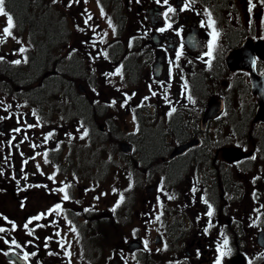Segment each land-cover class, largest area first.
<instances>
[{"label": "rangeland", "instance_id": "rangeland-1", "mask_svg": "<svg viewBox=\"0 0 264 264\" xmlns=\"http://www.w3.org/2000/svg\"><path fill=\"white\" fill-rule=\"evenodd\" d=\"M204 1L212 0H197L195 3L197 9L194 15L197 16L199 25L201 21H207V16L204 15L205 8L202 6ZM67 3L68 0H60L56 4H53L51 0H28L29 15L25 18L27 19L25 22L16 12L18 23L14 35L20 41L26 37L24 47L28 48L25 54L29 62L20 65L11 63L20 56L13 55L20 48V44L16 40L13 42L9 40L6 44L8 53L3 54L6 56L5 60L0 62V100H3L5 105L11 104L10 100L16 101L18 109L15 107L7 112L14 115V119L11 118L12 121L0 120V150L5 145L4 140L7 142V135L11 133L13 127L23 125V120H21V125H17L18 117L23 116L28 123H36L31 116L32 110L35 109L41 117L43 127L28 130L29 140L26 147L31 148L30 144L35 143L39 145L36 152L40 153L45 151L44 146L48 144L50 149H55L57 143L61 148L51 152L50 157L48 156L49 164L44 163L42 155L39 158L36 157L35 161L29 160L34 170L37 169L36 164H40L44 175L36 170L39 177L48 180L47 177L53 174L51 165L56 161L62 166L63 171L65 170L66 179L64 181L68 182L71 174L74 175L75 172L78 174L76 180L82 187L80 188L82 192L89 189V187H84V182L87 180L83 177L92 175L91 183L96 187H94L95 190L88 191L87 196L89 198L99 197L98 200L90 199L95 205H98L102 198H105L107 204L110 205L113 199H118L119 194L123 193L126 206L122 208L124 218L120 220L124 223L122 226H112V223H109L111 221H107L104 217L99 220V226L103 232L97 233L96 229L88 225V220L75 215L76 219L79 218L81 228V230L77 229L79 233L77 238L75 234L68 232V227L61 218L62 235L67 233V239L72 242V264H83L84 261L90 260H97L98 264H108L117 251H114L113 246L109 250L106 249L107 245L103 238H105L107 229L113 230L114 243H117L118 239H124L123 251L128 252L126 258L129 259V264H178L179 262L196 264L200 256H197L196 248L192 247L195 238L203 232V235L215 236L214 240H217L216 237H220L221 231L232 236V242L229 243L232 251L224 258L225 261L230 259V264H234L236 260L241 259L240 256H243L244 264H247L243 253L244 248H248L251 250L249 259H253L254 264L264 263V257L260 256L264 253V246L256 242L251 244L250 241L244 240L246 235L241 236L239 233L240 228L253 231L264 229V207H261L264 205V121L253 122L255 98L245 88L238 86L237 76L226 74L225 71L220 72L218 65L212 69L205 67L206 60L196 57V51H187V49H185L184 62L176 72L175 80L167 76L166 60L163 61L159 77H153L156 58L151 40L145 36L136 44L134 43L133 47L131 42V47H129L128 40L132 41V36L128 34V29L134 27L133 23L137 21L134 20L133 12L132 16L123 17L130 14L127 0H100V6L103 7L107 17L111 18L116 28L115 35L109 28L107 19L101 17L97 0H88L87 4L81 0L79 5L71 8L65 7ZM245 7L244 0H229L226 6L217 7L218 18L222 21V26L219 27L223 35L228 34L229 29L226 24L235 25L237 21V25L240 26L245 22ZM85 8L93 16L89 23L99 26L96 29L99 35H94L87 29L83 33L76 29L77 24L84 27L80 13ZM155 19L159 20L160 15ZM178 19H181V15ZM152 22L153 19L150 20L151 24ZM257 24L253 29L258 35L262 29L259 26L260 23ZM154 28L153 25L152 30ZM200 28L206 34L210 31L201 26ZM104 32L108 33L104 37L106 43H98L95 49L91 43L87 45L81 43L90 39L98 41ZM161 37L166 38V36ZM167 40L170 43L174 42L172 35L167 36ZM227 45L228 43L223 44L222 42L218 49L219 55H225L227 50L223 53V47ZM72 49L78 51L73 53L69 59L67 57ZM132 49L138 58V63L136 59V63L131 62L135 71L130 63H127L134 58ZM103 50H108L110 54L111 52L120 54L116 58L109 54L108 60L98 58L95 62L90 61L89 52L96 56L98 51ZM42 53L46 55L44 60L41 58ZM35 57L41 59L38 60L41 64L35 63ZM121 64L124 66L123 80L119 76L105 78L102 75ZM203 67L205 69H202ZM92 69L95 71L93 72ZM184 69L187 70L189 76L190 74L196 75L197 69L201 72L207 71L210 76H208L209 83L205 79L202 84H196V76H194L192 78L195 84L193 90L189 91L188 86L182 102V85L187 79L184 76ZM51 70L56 71L55 75L48 74L53 73ZM156 79L164 81L165 86L171 83L167 91L168 100L171 103L164 100V88L160 83H156ZM242 79L246 81L244 76ZM16 84L25 86L26 90L18 93L19 91L15 90ZM79 85H81L80 89ZM149 85H152V90L158 93L156 96H151ZM179 85L180 89H178ZM93 88L96 90L95 93L92 91ZM125 91L128 95L133 93L136 95L129 101L127 107L122 108L120 105L125 99ZM188 93H192L190 95L194 103L187 99ZM211 94L224 98L226 112L219 118L216 117V120L213 117L205 129L201 127V120ZM145 96H149L150 99L144 101L143 107H136ZM177 96L178 99H175ZM113 99L117 101L116 105L108 107V103ZM174 99L177 100L173 106L176 112L168 117L167 113L172 108L171 104L174 103L172 102ZM94 101H99V103H94ZM133 108H135L136 115L135 123ZM4 113L6 112L0 106V117H5ZM178 113L177 123L174 116ZM80 122H83L89 132L88 137L83 140L79 139L80 133L77 132ZM172 122L177 124L173 127ZM11 124L12 127L8 130ZM48 132H54V135L45 144L43 135ZM67 133H71L75 138L70 139ZM189 135L201 137L203 144L192 149L188 156H180L173 159V162L167 163L163 158L164 154L168 153L167 158L170 150L182 138ZM148 140L156 141L157 146L151 151L150 156H144L146 160L144 162H149L153 166L141 164L145 166L143 170L139 161L138 168L135 167L134 162L139 155L146 154L143 148ZM128 142H132L139 149L134 156L128 155L120 145L124 143L127 146ZM225 146L241 147L245 152L255 149L258 155L255 160L236 165L233 161L223 157L222 148ZM219 150L220 152L216 154ZM34 153L32 151L26 159L32 157ZM39 177H36L30 185L42 183ZM254 177L261 178L253 183ZM161 180H163V193L160 191ZM130 182L132 187L126 191L129 189ZM28 184L17 185L15 181L12 184L9 178L0 176V212L3 217L11 221L18 220L21 226L25 223L23 220L25 212L44 206L45 195L40 191L41 187H30L22 191L26 193L27 199L26 202L19 201L21 191L17 188L27 187ZM193 186L197 188L196 193L191 192ZM58 187L55 183L51 185L52 190ZM113 189H116V192H113ZM38 190L44 198L39 196ZM254 192L257 198L253 196ZM164 193L174 195L175 198L168 200ZM7 195L11 197L7 198ZM157 197L163 202L164 209L159 221L155 220V216L161 213ZM201 197L216 205L215 216L219 217L208 233L201 229V221L206 225L204 215L206 205ZM22 202L24 203L23 208L21 207ZM78 202L75 201L72 206L77 208L80 204V201ZM96 217L99 216L96 214ZM70 220L77 228L76 221L73 218ZM229 220L233 221L229 223ZM0 222L3 223L4 220ZM173 222L174 226L177 225L182 229L178 230L179 234L173 229ZM119 227L122 228L119 230ZM20 231L21 242L30 237L23 232L22 228ZM140 238L148 241L147 249L141 250ZM59 239V237H54L51 249L53 252H59L60 255H47L49 251L47 248L45 256L52 264H68V258L63 255L56 243ZM84 240L88 242V247L92 244L91 248L85 247ZM138 241L139 255L133 253L130 247ZM165 245H167L166 250ZM118 258L119 264H122V258L120 256ZM101 260L104 262L101 263Z\"/></svg>", "mask_w": 264, "mask_h": 264}, {"label": "flooded vegetation", "instance_id": "flooded-vegetation-1", "mask_svg": "<svg viewBox=\"0 0 264 264\" xmlns=\"http://www.w3.org/2000/svg\"><path fill=\"white\" fill-rule=\"evenodd\" d=\"M24 1H27V0H24ZM244 1L246 3V7H245L246 10H244V12H245V15H244L245 22L243 23L244 25L241 24L240 27L241 28L244 27V29H245V28L251 27V25H252L251 18L253 16L255 18H257V19L261 17V15L264 13V8H262L260 6H257L256 8H254L252 10L251 13H249V11H248V7H249L248 0H244ZM172 2H174V3H172ZM215 3H216V5L218 7H223V6H226L227 4H229V0H215ZM25 5L27 7V10L25 9L22 12V14L19 15V17H21L22 20H24V22L27 20L25 18L29 15L28 14V4H27V2L25 3ZM169 5L172 6V7H176L177 9L179 8V6H177L175 4V0H169ZM127 6L129 7L128 11L130 12V14L124 15L123 17H130V16H132L131 13L133 12L134 20L138 22V23L137 22L133 23L134 27H138V29H139V35H138V37L137 36L135 37V44L142 37H144V35L147 36L151 40V43H152V34H153L154 30H157L158 28L163 27L165 25V21H164V18L162 16V13L164 11H166L168 5H164L163 4V0H161L160 4H157L155 2V0H139V3L137 2V0H127ZM5 7H6V10L8 12H11V6L9 4L6 3ZM196 9H197V6L194 5V10H186V11H183V12L177 11L175 14H170L173 17L172 21H171V23L173 24V30H168V31H165L163 33L159 32L161 34V36H166V38L162 37V39L160 41V48L166 53L165 54L166 67H167L166 73H167L168 78L171 79V80H175L176 79V72L179 70L178 67L175 66V64H170V61H174L175 60V53H176V51L180 50V45L182 44L180 39L183 40V35L189 30V28L191 26H194V25H196L198 23V27L200 28L198 18H197V16L195 17V15H194V13L196 14ZM225 9H223V10H225ZM232 9L234 11L233 6H232ZM238 9L240 11L239 6H238ZM159 15H160V19L159 20L155 19V17L159 16ZM179 15H181V19L180 20L178 19ZM151 19H153L152 24L155 27L153 30H152L153 25L150 23ZM154 21H155V23H154ZM17 23L18 22L16 20L15 24L17 25ZM257 23L258 22L255 21V24H257ZM259 23H260V25L264 24V22H262V21L259 22ZM5 24H6V18L0 16V30L3 29ZM176 24H179V25L177 26V28H174V26ZM230 25H231V23H229L228 26H230ZM257 26H258V24H257ZM15 28L13 29L14 33H15ZM26 29H28V28L26 27ZM175 29H182V32L178 36V38H179L178 42L174 45V42L170 43L167 40V36H171L172 34H176ZM200 30H201V28H200ZM162 34H165V35H162ZM243 35H244V32H243V34L240 35V37H239V39L237 41L241 42L242 38L244 37ZM258 36H262V34H260ZM263 37H264V35H263ZM9 40H10V42H13L14 39L8 38L5 43L0 44V56L6 57L3 54L8 53L6 51V44H7V42ZM25 44H26V37H24L23 41H21L20 47L21 46H25ZM169 46H172V48H169ZM153 48H155V58H156L157 47H155L153 45ZM153 48H152V55H153ZM118 54H120V53H118ZM24 55L26 56V54H24ZM184 56H185V53L180 58V60L177 62L180 66L184 62V59H185ZM17 58L21 59L22 57L18 56ZM97 65H99V64H97ZM217 65L219 66V70L220 71L224 70V69H222V64L220 62H218ZM86 67H88V66H86ZM224 67H225V71H227L229 74L236 73V74L244 76V71L241 70V69H238L236 71H230V70H228V68H226L225 65H224ZM170 68H171V78H170V74H169V69ZM257 68H258V70L261 73H264V61L263 60H259L258 61ZM51 71H54V70H51ZM48 74L55 75V74H52V73H48ZM186 75H187V70L184 71V76H186ZM159 82H164V81L156 79V83L159 84ZM236 83L238 84V86H240V87L242 86L243 87L244 80L238 78V79H236ZM15 90H18L19 91L18 93H21L23 90L24 91L26 90V87L25 86L22 87V85L16 84V89ZM10 102L13 105L12 108H15V107L17 108V102L16 101L10 100ZM19 106L21 107L20 103H19ZM5 114H6V116H10L12 119H14V115L13 114L4 113V115ZM11 118H8L9 122L12 121ZM215 120H216V117H215ZM10 127H12V124L9 126L8 130L10 129ZM205 129H206V127H205ZM13 135L16 136V140L12 142L13 145L18 144L19 141L23 138L22 133L19 134V135L13 133L12 131H11V133H8L7 142L4 140L5 145H4L3 149L0 150V153H1V157H0V171H3V173H4L3 176L9 178L11 183L14 184L15 180H13L11 178L12 174L15 173L16 176H17V179H20V177L22 175L21 172H20V169L23 166L24 167V172L28 175V179L26 181L21 179V183L23 185L29 183L28 185H30L35 180L36 177H39V173L36 172L37 169L34 170V166L33 165H30V161H29V163L26 166L22 165V161L24 159H26V156H28L32 151L36 152L38 147L35 150H33L32 148L26 147L27 141L22 143V144H19V148H16L14 146L13 147H9L8 141L10 140L11 136H13ZM189 136H190L189 138H191L192 135H189ZM54 144H55V142L53 143V145ZM57 144H56V146H57ZM60 149L61 148L59 147V150ZM44 150L48 151V156L50 157V154L53 151H52V149H50V145L49 144L44 146ZM171 150H170V152H171ZM9 152H11V158L7 162H5L3 157L8 155ZM20 152L24 153L23 157H21ZM167 154L168 153H166L164 155L166 156ZM189 154H190V152L182 155V157L188 156ZM178 157H180V156H178ZM178 157H176V158H178ZM37 158H39V156ZM163 158L165 159V157H163ZM171 162H173V160H171ZM51 166L53 168V172L55 171V169H57V168L59 169V171L56 173V183H55L56 185H58L60 187V186H62L60 182L71 183V187L69 189V194H70V196L72 198V202H65L63 206H64V212L68 216V218L69 219L73 218L76 221L77 229L81 230L80 223L78 222L79 218L77 217V219H76L75 215L82 216L81 218H85V220H88V225L90 227H92L93 229H96L97 233L103 232V229L99 226V220H101L104 217H106L107 221H111L109 223H112V226L116 227V226H119V225L120 226L124 225L123 221H120V220L124 219L123 216H122L123 215L122 208H123V206H126L125 205L126 204L125 203V199H124L123 203H121L120 207L116 209L115 212H112L111 209L115 206V204L117 203L119 198L118 199H113L111 201L110 205L107 204V200L105 198H102L100 203L98 205H95L94 202L90 201V199H93L94 197L91 196L89 198L87 196L88 191L95 190L94 187H96V185L91 183V178H92L91 176L92 175H89L90 177H87V176L83 177V179L87 180L86 182H84V187H89V189H88V191L82 192L80 190V188H82V187L78 184V182L76 180V179H78V174L76 172L74 173V175L71 174L70 179L68 180V182H66V181H64L66 179V175H64V171L65 170L63 171L62 166L59 163H57L56 161H54V163ZM68 166H72V164H68ZM167 166H168V164H167ZM135 167H137V164H135ZM141 167L143 168L145 166L141 165ZM143 170H144V168H143ZM34 171L36 173H34ZM39 178L41 179V182L43 183V185L47 186V188H45V187H41L40 188V191L45 195V198L40 194L39 190L37 191L39 196L44 198V200H43L44 206L42 208L41 207H38V208L36 207L33 210H30V212H25L24 213V218H23V220H25V221L29 217H33V216L37 215L38 213L45 212L48 208H50L51 206L55 205L57 202L61 201L62 193H59V195H58L55 192H51V193L49 192V189H51V185L53 184V182L50 181L49 179L48 180L46 178L44 179L41 176ZM42 183L39 182V183H36V184L37 185L38 184L42 185ZM17 189H19V188H17ZM98 190H100V189H98ZM8 197H11V196L7 195V198ZM20 197H21V199H19V201L23 200V202H26V199H27L26 193L21 191ZM75 201H80V204H79V206L77 208H74L72 206V204H74ZM209 203H211V202H209ZM211 204L213 205V208L216 211V208H215L216 205L214 203H211ZM85 208H89L91 210L88 211V212H84ZM205 213H206V211H205ZM215 213L216 212H214V215L211 218V221H212L214 226H215V222L219 220V217H216ZM96 214L99 216L98 218L96 217ZM138 215H139V209H138L137 217H138ZM52 218L53 217H49V218H47L45 220H41V221L34 222V223L48 224L49 220H51ZM56 219L59 220V222L61 220L60 217H56ZM0 220H2V219H0ZM90 221H91V223H90ZM205 221H206V225L201 221V225H202L201 229L204 232H205V228L207 227L208 221H209V218L206 215H205ZM232 221L229 220L228 222L231 223ZM15 222H16L17 225L21 226V224H20V222L18 220H16ZM4 223H5V221L3 223L0 222V225H3ZM174 225H175V223L173 222V229L176 231V233L179 234L178 230H182V229H180L177 225L176 226H174ZM204 225H205V227H204ZM240 225H241V223L239 224V227H240ZM7 227L10 228V225H7ZM20 228L23 229L22 226ZM20 228L16 232H12L10 234L9 238H15L22 245L26 241L32 240L33 241V245L32 246H28V247H22L21 249H16L15 250V255L22 256L24 251H28V252L38 251V256L32 258L31 261H30V264H37V261H39L40 264H52V262L45 256V252H46L47 249H45V247H44V239L47 236H52L53 233L57 229L55 227L38 228L36 230L34 236H31V237H29L27 239H24L23 242H21V239H19V235L21 233ZM121 228L122 227H119V230ZM112 231H113L112 229H107L105 231V238H103L104 241L106 242V245H107L106 249L107 250L111 249V247L113 246L114 247V251H117L115 253L116 254L115 257H111V259L109 260L110 264H119V258H118L119 256L122 258V264H129L130 261H129V259L126 258V255L128 254V252L123 251V249H124V239H118V242L114 243V239L112 237ZM23 232L26 234V230L23 229ZM258 232H259V230H257V229H255L253 231V230L247 229V228H240V230H239V233H240L241 236L242 235H244V236L246 235L244 237V240L250 241L251 244L255 243V242L256 243L258 242L257 241ZM205 233H208V231L205 232ZM36 237H38L39 239H36ZM214 237H211V235L208 236L207 234L203 235V232H202L192 242V247H195L196 250H199V255L197 254V252H196V254H197L198 257L200 256V259L197 260L196 264H214V261H215V259L217 258V255H218V253L216 252V243H217V241L222 239L221 237H216L217 240H214ZM228 238H229V242H232V236L230 235V236H228ZM168 239L166 240V243H167ZM145 240L146 239H143L142 241L144 242ZM52 241L53 240L48 241L49 251H52V249H51V247L53 246ZM235 241L238 244V241L237 240H235ZM2 242L3 241H0V248H5L6 246ZM84 244H85L86 248H91V246H92V244H90V246L88 247V242L85 241V240H84ZM43 249H45V251ZM141 250H145L144 243L142 245ZM231 251H232V248H231ZM250 251L251 250H249L248 248H244V253L243 254L246 257L247 264H248L249 260H251L252 264H254L253 259H249V256H250L249 252ZM138 252H139V250L133 251V253H136V254ZM137 255H139V253ZM13 258L14 257H5L3 255H0V264H10V260H12ZM106 260H108V259H106ZM102 262H104V260H101V263ZM109 262H108V264H109ZM87 263L88 264L89 263L98 264L97 260L84 261L83 264H87ZM18 264H25V262H23L21 260V261L18 262ZM178 264H181V263L179 262ZM223 264H230V259L228 261L223 260Z\"/></svg>", "mask_w": 264, "mask_h": 264}, {"label": "snow or ice", "instance_id": "snow-or-ice-1", "mask_svg": "<svg viewBox=\"0 0 264 264\" xmlns=\"http://www.w3.org/2000/svg\"><path fill=\"white\" fill-rule=\"evenodd\" d=\"M51 2L53 4H56V3H59L60 0H51ZM137 2L139 3V0H137ZM155 2L157 4H160L161 0H155ZM80 3H81V0H68V3L65 5V7L71 8L74 5H79ZM83 3L87 4L88 0H83ZM195 3H196V0H181V4H180L179 8L177 9L176 7H172L169 5V0H163V4L168 5L166 11H164L162 13V16H163L164 21H165V25L163 27L158 28L157 31L160 33H163V32L168 31V30H173V24L171 23L173 17L170 14H175L177 11L183 12L186 10H194ZM5 4H6V0H0V16L6 18V24L3 27V29L0 30V44L5 43L8 38H12V39L16 40V42L18 44H20L21 43L20 39L18 37H16L14 35V32H13V29L16 27V24L14 22V18L6 10ZM97 4L100 7L101 17L107 19L108 26H109V28L112 29L113 35H115L116 34V28L113 25L111 18L107 17V14L105 13L103 7L100 6V0H97ZM248 4H249V7H248L249 13H251L252 10L254 8H256L257 6L264 8V0H248ZM197 14L199 15V13H197ZM80 15L83 17L84 27L82 28L79 24H77L76 29L82 33L85 32V30L87 29V30L91 31L94 35H99L96 32V29L99 26L98 25H92L89 23L93 19V16L87 10V8H85L84 11L80 13ZM204 15L207 16V21H201L200 26L202 28L210 29V31L208 32L210 39L206 44L207 50L204 53V55L208 58L205 61V63L210 67L212 60L215 58V52L217 50V41L219 40L220 32L216 28V20L213 18V14L210 11L205 10ZM175 32H176V35L179 36L182 32V29H175ZM107 35H108V33L104 32L103 35L100 36L98 41L96 39H90L88 41H82L81 43L84 45L91 43L92 47L95 49L97 47L98 43L99 44L106 43L104 37H106ZM129 47H131V41L129 43ZM27 51H28L27 47L21 46L19 49H17L13 53V55H20L22 58L12 60L11 63L14 65H20L21 63L27 64L29 61H28L27 56L24 55ZM76 51H78V50L72 49V51L69 53V56L67 58L70 59L72 54L75 53ZM88 55H89V59L91 62H95L96 59H98V58H103L104 60L109 59V55H108V52L106 50L98 51L96 56H93L91 52H89ZM183 55H184V44H181L180 50L176 51V53H175V60L170 61V64H175L176 67H179V64L177 62L180 60V58ZM4 60H5V57L0 56V62H3ZM123 67H124L123 64H121V65L115 67L112 71L102 73V75L105 78H109V77H113V76H119L120 79L123 80L124 79ZM92 71L94 72L95 69H92ZM169 74H170V78H171V68L169 69ZM109 82H111V81H109ZM159 83L161 84V87L164 88V96H163L164 100L171 103L168 100V95H167V91L171 87V83H168L166 86H165L164 82H159ZM182 87H183V92L181 93V95H184L188 91L187 81L184 82ZM117 90L119 91V89H117ZM92 91L95 93L96 92L95 88H93ZM149 91L151 93V96H153V97L158 94L156 91L152 90V85H149ZM97 95H98V93H97ZM135 95H136L135 93H133L132 95H128L125 93L124 94L125 99L121 102L120 106L122 108L127 107L129 101H131ZM149 99H150L149 96H145L141 100V103L139 105H137L136 107H143L144 101H147ZM187 99L189 101H192V97L190 94L187 95ZM192 102L194 103V101H192ZM94 103H99V101H94ZM116 103H117V101L115 99H113L110 103H108L107 106L108 107H114L116 105ZM0 106L3 107V111L6 113L9 112V110L12 109V107H13L12 104L5 105L3 100H0ZM175 112H176V108L172 107L170 109V111L167 113V116L171 117L172 114ZM132 113H133V121L135 123V121H136L135 108L132 109ZM31 116L35 119V121H36L35 124L28 123L27 120L23 118V116L17 118V120H16L17 125H21V120H23V125L15 127L11 131L17 135L23 133V138L19 141L18 144L13 145L12 142L16 140V136L15 135L11 136L10 140L8 141L9 147L14 146L16 148H19V144H22V143L29 140V136L27 134L28 130H32V129L37 128V127H43V125L41 124V117L38 115V113L35 109L32 110ZM8 118H11V117L10 116L0 117V120L8 119ZM138 130H139V128L137 127V131ZM77 132L80 133L79 139H82V140L85 139L86 137H88V135H89L88 129L84 127L83 122H80V125L77 128ZM53 135H54V132H48L47 134H44L43 135V143L47 144V142L50 139H52ZM66 135H68L70 139L75 138L72 136L71 133H67ZM30 147L33 150H35L37 147H39V145L32 143V144H30ZM58 150H59V143L57 144L55 149H52V151H58ZM20 155H21V157H23L24 153L20 152ZM41 155L43 156L44 163L49 164L50 160L48 158V151L45 150L43 153L35 152L32 157H30L28 159H24L22 161V165L26 166L29 163V160L35 161L36 157L41 156ZM10 158H11V152H9V154L4 157L5 162H7ZM249 159L255 160L256 156L253 155V156L249 157ZM36 168H37V171L40 172L41 175H44V173L41 171L39 163L36 164ZM58 171H59L58 168L55 169L53 174L49 175L47 178L50 181H52L53 183H56V173ZM20 172L22 174L20 179H17V176L15 173H13L12 177H11L13 180L16 181L17 185H20L21 179L24 181H26L28 179V175L24 172L23 166L21 167ZM2 175H4V173H3V171H0V176H2ZM260 178L261 177H254L253 183H255V181L257 179H260ZM60 183L62 186H60L54 190L49 189V192L50 193L51 192L62 193L61 201L57 202L55 205L48 208L45 212H41V213H38L37 215H35L33 217H29L25 221V223L22 225V227L24 230H26V234L30 237L34 236V234L38 228L55 227L57 230L53 233V235L45 237L44 247H45V249H47L49 247L48 241L53 240L54 237H59L60 239L57 240L56 243L58 244V247L61 250V252L63 253V255L68 258V264H72V259H71V257L73 256V253L71 251L72 242L67 239V233H64L62 235V229L60 226V222H59V220L56 219V217H60L65 221L66 226L68 227L69 233L75 234L77 238L79 236V233L77 231L76 226L73 224V222L65 214L64 206H63L65 202H72V198L69 194V189L71 187V183H65V182H60ZM30 187H36V188L45 187V188H47L46 185H28L27 187H20L18 190L19 191H26L27 188H30ZM131 187H132V184L130 182L129 189H126V191L130 190ZM86 191H88V190H86ZM160 191L162 193L164 191L163 190V180H161ZM113 192H116V189H113ZM191 192L196 193L197 188L195 186H193L191 188ZM102 195H104V194H102ZM164 195L167 196L168 200H172L175 198L174 195H169L167 193H164ZM253 196H254V198H257L255 192L253 193ZM94 199L98 200L99 197H94ZM124 199H125V197H124L123 193H120L119 199H118L117 203L115 204V206L111 209V211L115 212L116 209L120 207L121 203H123ZM201 199H202V202L206 205L207 210H206L205 215L209 218L208 225L205 228V232H207L209 228L214 227V225L211 221V218L214 215L215 209L213 208V205L211 203H209L208 199H206L204 197H201ZM157 200L159 202V206L162 208L163 202L160 201L159 197H157ZM76 203H79V202L76 201ZM21 207L22 208L24 207L23 202L21 203ZM261 207H264V205H261ZM90 210L91 209H89V208H85L84 212H88ZM257 211H258V209H257ZM161 215H163L162 212L160 214L156 215L155 220L159 221L161 218ZM49 217H53V218L51 220H49L48 224L34 223V222H38L41 220H45ZM0 219H3L5 221V223L3 225H0V241H3V244L6 246L5 248H0V255H3L5 257H14L12 260H10V264H18V262L21 260L23 262H25V264H30L31 259L38 256V251H32V252L24 251L23 255L19 256V255H15V250L21 249L22 247L32 246L33 241L28 240L22 245L15 238H9L10 234L12 232H16L21 226L17 225L15 221H11L7 217H3L2 214H0ZM7 225H10V228L7 227ZM30 225H32V227H29ZM219 235L222 239H220L216 243V252L218 253V255L214 261V264H223L224 258L231 254V248L229 246L230 242H229L228 236L223 231H221L219 233ZM36 239H39V238L36 237ZM143 243H144L145 249H147L148 241L145 240ZM166 248H167V245H165V250H166ZM157 251H159V249ZM197 254L199 255V250H197ZM47 255H49V256L60 255V253L48 251ZM260 256L264 257V253H261ZM37 264H40V262L37 261ZM248 264H252V261L249 260Z\"/></svg>", "mask_w": 264, "mask_h": 264}, {"label": "water", "instance_id": "water-1", "mask_svg": "<svg viewBox=\"0 0 264 264\" xmlns=\"http://www.w3.org/2000/svg\"><path fill=\"white\" fill-rule=\"evenodd\" d=\"M197 32H191L186 36V42L191 48L204 49V46L200 41ZM198 43V44H197ZM259 56L264 59V41L263 40H253L251 38L245 39L240 46L229 51L227 55V63L231 69L236 68H248L250 71L251 79V91L257 95V106L255 111L254 121H264V75H259L255 67V56ZM223 108V98H217L211 96L208 102V108L206 113L203 116V124L208 120L209 117H213L218 114ZM200 138H194L190 142H186L177 146L171 153L170 159L184 154L191 146L200 145ZM122 147L126 151L131 150V146ZM223 155L227 160H240L244 157H250L252 152H244L239 147H224ZM259 244L264 246V230H261L258 234ZM241 259L236 260L234 264H244L243 256H240ZM264 264V263H262Z\"/></svg>", "mask_w": 264, "mask_h": 264}, {"label": "trees", "instance_id": "trees-1", "mask_svg": "<svg viewBox=\"0 0 264 264\" xmlns=\"http://www.w3.org/2000/svg\"><path fill=\"white\" fill-rule=\"evenodd\" d=\"M27 2V4H28V0L27 1H24V0H10V4L13 6V8L15 9V11L17 12V15L19 16V15H21L22 14V12L26 9L27 10V7H26V5H25V3ZM28 8H29V6H28ZM238 43V41H233V42H231L230 44H231V46H234V45H236ZM44 56H46L44 53H42V55H41V58L44 60ZM36 60V61H35ZM41 60L39 57H35L34 58V61H35V63L37 64V65H39V64H41V63H39V61ZM202 78H204L203 80H202ZM206 78H205V76H202L201 74H198L197 76H196V80L198 81L197 82V84H202V82L205 80ZM164 140V139H163ZM157 144V142L156 141H147V142H145L144 143V145H145V148H143L144 150H145V153L147 154H144V155H139V157H138V161L140 162V164H142V165H147V164H150L149 162L148 163H145L146 162V160H144V156L146 157V156H150L151 155V151L152 150H154V149H156V145ZM139 150V149H138ZM157 154H159V152L157 153ZM145 161V162H144ZM150 165H152V164H150Z\"/></svg>", "mask_w": 264, "mask_h": 264}, {"label": "bare ground", "instance_id": "bare-ground-1", "mask_svg": "<svg viewBox=\"0 0 264 264\" xmlns=\"http://www.w3.org/2000/svg\"><path fill=\"white\" fill-rule=\"evenodd\" d=\"M246 31H247V33H249V34L251 33V31H250L249 29H246ZM239 37H240V35H236L235 38H234V41H237V40L239 39ZM132 50H133V49H132ZM132 54H133L134 58H131L130 61L127 62V63H130V66H131V67L133 66V63H131V62L134 61V63H136V62L138 61L137 55L135 54V51H134V50L132 51ZM135 59H136V62H135ZM137 63H138V62H137ZM128 66H129V65H128ZM132 68H133V67H132ZM133 70L135 71L136 69L133 68ZM197 82H198V81L196 80V84H197ZM192 85H193V87H194V85H195V84H194V81L192 82ZM178 115H179V114H178ZM178 115L174 116V120H175L176 122H177V119H178V117H177ZM177 123H178V122H177ZM177 123H173V122H172V126L174 127Z\"/></svg>", "mask_w": 264, "mask_h": 264}]
</instances>
